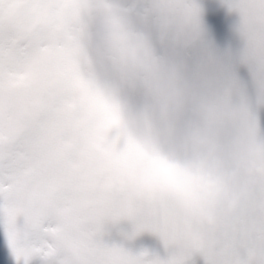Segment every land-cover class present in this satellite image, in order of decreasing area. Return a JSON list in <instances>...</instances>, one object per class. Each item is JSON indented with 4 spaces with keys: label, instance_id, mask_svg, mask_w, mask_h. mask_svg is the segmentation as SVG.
Listing matches in <instances>:
<instances>
[{
    "label": "clouds",
    "instance_id": "1",
    "mask_svg": "<svg viewBox=\"0 0 264 264\" xmlns=\"http://www.w3.org/2000/svg\"><path fill=\"white\" fill-rule=\"evenodd\" d=\"M0 264H264V0H3ZM45 89L72 129L31 135ZM72 162L68 163V157Z\"/></svg>",
    "mask_w": 264,
    "mask_h": 264
},
{
    "label": "snow or ice",
    "instance_id": "2",
    "mask_svg": "<svg viewBox=\"0 0 264 264\" xmlns=\"http://www.w3.org/2000/svg\"><path fill=\"white\" fill-rule=\"evenodd\" d=\"M2 2L3 0H0V3ZM31 2L32 0H29V3ZM15 23L14 19L6 21L2 11H0V79L3 78L5 71L10 70L22 55L19 46L12 48L10 45V37L14 32ZM61 98L62 95L54 89H45L34 105L35 122L30 129L31 135L41 136L50 141L54 156H58L61 151L55 143L56 131L62 128L63 135L71 131L73 127L72 121L60 111ZM67 162H72V156L68 157Z\"/></svg>",
    "mask_w": 264,
    "mask_h": 264
}]
</instances>
